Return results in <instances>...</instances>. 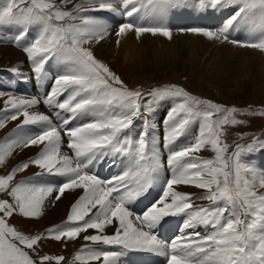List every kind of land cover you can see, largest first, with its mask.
<instances>
[{"label":"snow or ice","instance_id":"snow-or-ice-1","mask_svg":"<svg viewBox=\"0 0 264 264\" xmlns=\"http://www.w3.org/2000/svg\"><path fill=\"white\" fill-rule=\"evenodd\" d=\"M62 4H73V0H62ZM190 7L228 15L216 30L195 27L181 31L264 52V38L238 41L230 37L236 27L254 19L264 24V0H80L71 10H62L55 0H9L0 9V44L22 47L31 66L30 75L19 67L9 69L13 82L34 81L40 88L51 81L42 100L10 95L0 110V129L9 121H20L14 132L0 141V167L14 151L43 145L35 158L0 175V193L11 198V202L0 199V264H46L52 259L62 264L63 256H39L41 242L71 241L89 229L99 234L85 235V241L153 253L165 258L166 264H264V193L259 191L264 189V169L247 159L264 151V141L256 138L247 145L237 144L229 154V145L222 139L226 126L245 123L237 119V108L197 98L175 84L147 92L131 89L91 48L111 35L105 18L91 13L108 12L124 18L115 32L119 44V38L129 32L137 38L149 33L171 39L172 29L162 23L164 17L169 11ZM146 18L155 23H141ZM6 29L13 30L10 40L3 34ZM34 29L37 34L31 36ZM3 95L0 92V97ZM166 101H172L173 106L162 121L165 131L161 140L153 117ZM40 103L56 110L59 124L32 110ZM259 115L264 116V110ZM77 118L88 122L70 127ZM135 121L140 122L139 128ZM194 124L198 134L193 142L179 145ZM65 138L72 156L61 152ZM205 147L214 158L194 155ZM162 148L167 150L166 165L171 171L167 179ZM105 162L120 164L124 170L105 181L90 170ZM30 166L39 171L13 183L17 173ZM49 177L65 179L53 184ZM177 185L194 186L204 194L174 190ZM156 186H162L158 199L142 214L134 215L130 206ZM75 189H83L84 194L71 207L66 223L53 226L46 234L27 235L9 223L14 215L38 219L54 192V200H60L66 191ZM201 199L210 204L194 207L193 201ZM180 215L185 217V231L171 241L161 239L156 234L158 227L163 228L166 218ZM114 219L118 221L114 233L103 234ZM124 254L85 246L74 264H120Z\"/></svg>","mask_w":264,"mask_h":264},{"label":"bare ground","instance_id":"bare-ground-1","mask_svg":"<svg viewBox=\"0 0 264 264\" xmlns=\"http://www.w3.org/2000/svg\"><path fill=\"white\" fill-rule=\"evenodd\" d=\"M171 12L169 11V13L166 14V16L164 17L162 21V23L165 26L171 29L172 28L187 29V28H184L186 22H191L196 27L205 26V29H207L206 27L207 25L202 23V21H204L205 19L200 18V16L206 15L212 18L214 17L211 12L206 13L203 9H200L199 7H190L184 10H177V14L175 15H172ZM101 17L105 18V21L110 24L111 35L107 36L105 40L101 41L99 44L94 43L93 45H91V48H92V51L95 57L98 60L104 62L107 66L110 65L112 67H115V66L121 67L119 69L120 73H121V70H126L127 68L128 70L129 69H131L132 71L134 70L135 72L133 71V76L135 78L136 83H138L137 81H139V83L142 82L140 79L141 77L139 78L136 74H140L141 72L144 73V71L149 72V70L146 67H151V69L156 68L155 69L156 71H160L161 69H164V68L172 69L173 65L176 64V63L173 64V60L177 61L181 59L180 57L179 59L175 58V57L180 56L181 50H185L186 52H188L190 49V52H193V53L195 52L196 54H199V56H201L202 58L204 56V55L202 56V54L206 55L205 58H203L202 63L206 69L204 70V72L208 73L206 78L208 77L209 80H212L214 82H219V84L224 85V86L231 84L232 86L235 87L234 92H237V91L244 92L245 87L250 86V83H249L250 81L258 82V84L261 83V85L264 88V81H263L264 80V70L261 69L263 68V65H264V52L258 49L239 47L231 43H220L219 41L209 40L208 38L202 35L194 34L192 32L191 33L172 32L171 39H168L167 37H164L161 35L153 36L149 33H146L143 36L137 38L134 32H129L124 37L119 38L120 42L119 44H117L118 38L116 37L115 32L118 30V23L121 22L124 18L121 17L119 14H112L108 12H106V15L101 16ZM141 23L148 25V24L155 23V21H152L151 18H146L145 20L141 21ZM235 30H239L243 34L248 35L247 36L248 39L243 40V41H248L253 38H257V39L264 38V24H262L258 18L254 19L248 25L236 27ZM6 31H11V29H6ZM233 33L234 31H232L230 35H233ZM235 37H238V36H235ZM169 42H171L172 44L173 43L177 44L176 48H173V46L171 45L172 47L159 50L160 44L161 45L163 44L165 48V46ZM0 55H4L6 59L8 60L10 59V61L11 60L14 61L15 62L14 67H19L20 70H26V71L28 70L25 64L24 56L17 49L9 45L0 46ZM184 64L186 63L182 62L181 66H183ZM160 77H163V76L159 74H153L152 77L145 78L142 84L146 85V79L147 80H158ZM11 79L14 80V78H11ZM50 85H51V81H49L48 84L42 87L44 91L39 95H35V97H39L43 99L45 94L48 92ZM17 96H20V95H17ZM30 97H33V95H30ZM221 97L223 98V96ZM63 98L61 97V99ZM42 105L46 106L44 104ZM32 110L47 114L46 112H44V110L40 108L39 105H37L36 108ZM168 110H169V105L167 103H164L163 105L159 107V110L156 112L155 116L153 117L155 124L157 125V133L160 136L161 140L163 138L164 131H165V125L162 123V121L164 120V117L166 116ZM47 115H49L55 122L57 121L56 122L57 124H59V120L57 119L56 116H54L53 110H51L50 114H47ZM86 122H88V120H85V119L79 120L77 122L78 123L77 125L86 123ZM8 123L11 124V127H14L18 125L20 121H9ZM135 124L137 125V128H139L140 122L137 121ZM14 130L8 131V129H6L5 131L1 132L2 134H0V141H4L5 138L9 137L10 134L14 132ZM189 133H191L192 136H196L198 134V129L195 130L191 128ZM184 140H185V137L181 138V140L178 141V144L182 146ZM189 141H187V143H189ZM65 142L66 141L64 140V143ZM42 148H43V145H41L40 147L33 146V147L24 148V149H18L14 151L13 155L9 157L7 161L13 160L15 163L21 164L22 162L27 161L30 158H35L36 156L34 155H37L38 152ZM161 151L164 153V156L167 155L166 149L162 148ZM61 152L66 153L69 156H71L70 155L71 152L69 153V149L64 145H62L61 147ZM202 159H206V158H202ZM108 165H109L108 162L101 163V164H98L95 168H91L90 170L94 174H96L99 178L104 179L105 177L109 176V173H108L109 166ZM30 167L35 168L36 166H30ZM258 167L259 169H264V156L259 157ZM118 169L120 173L124 170L122 165H120ZM38 171L39 169L35 168L33 171L28 173L29 174V176L27 175L28 178L33 177L34 174H36ZM28 178H26V180ZM51 179L52 178H50L49 180ZM174 190L182 191L185 193H191L193 194V196L203 195L202 193H198L200 192L201 189L196 188L194 186L177 185V186H174ZM83 194H84L83 189L68 190L60 198V200H54L55 195H57V193L54 192L53 196L50 197L45 202L44 210H48L46 214L44 211L43 215L39 217L38 219H33V218H30V219L32 221L42 220L48 223L49 225L52 223L58 222L61 219H65V222H66L67 217L70 214L71 207L77 202V200ZM194 201L200 202V200H194ZM142 205H144L142 201L141 202L137 201L136 203L132 204L131 209L141 212ZM95 211L96 209H93L92 213H94ZM92 213H89V216H91ZM60 215H62V217H60ZM87 218L88 217H86V219ZM134 223L136 222L134 221ZM117 224H118V221L114 219L112 225L106 226L103 234H107V235L113 234L115 231V226ZM172 225L170 226V228H172ZM166 228H169V226H167ZM84 234L85 235H95L99 233H98V230L89 229ZM87 242H88L89 247L93 245L91 241H87ZM104 247L108 248V251L120 250L118 246H115V245H112V246L104 245ZM102 250L106 251L104 248ZM120 251L125 252V254L120 258V264H129V261L139 262L140 259H143L146 255H148L147 252H142L141 254H139V252L137 251L135 252L134 255L132 254L129 255L126 253L127 251L123 249ZM161 259L163 260V257ZM96 264H102V261Z\"/></svg>","mask_w":264,"mask_h":264},{"label":"rangeland","instance_id":"rangeland-1","mask_svg":"<svg viewBox=\"0 0 264 264\" xmlns=\"http://www.w3.org/2000/svg\"><path fill=\"white\" fill-rule=\"evenodd\" d=\"M55 3L59 6H61L62 10H71L73 7V4L75 2L73 0V4L63 5L62 0H55ZM173 44L171 42H169V43H167L165 48H164L163 44L162 45L160 44L159 50L167 49V48L172 47V46H173V48H176L177 44H174V45ZM202 56H203V58H205L206 55L202 54ZM179 57L182 60L181 59L177 60V61L173 60V64L174 63H176V64L173 65L172 69H170V68L165 69L164 68V69H161L160 71H156L155 70L156 68L151 69V67H146L149 70V72L144 71V73L141 72L140 74H136L139 78L141 77L140 79L142 82H144L145 78L152 77L153 74H159V75L163 76V77H160L158 80H147L146 79V85L142 84V82L139 83V81H137L138 83L135 82V78L133 76L134 70L132 71L131 69L128 70V68L127 69L125 68L126 70H121V73H120L119 69L121 67H118V66L112 67L110 65H108V67L110 68L111 71H113L116 75H118L121 78V80H123L124 83L131 89H141V90L147 92L148 90H151L153 88L175 84V85H178L180 87H183L191 95H194L197 98L205 99V100L208 98L215 99L219 103H223L224 105L221 104L223 106H225V105L226 106L234 105L231 107H237L238 106L237 109L239 110V112L237 114V119L243 120V121H245V123L241 124V125H236V126H226L225 135L222 137V139L224 140V142H226L229 145V149H228L229 154L235 149L236 143L237 142L239 143V139L242 140L241 136L243 138H251L253 135H255L257 133L264 135V116L259 115V112L264 110V88L261 85V83L258 84V82H255V81L251 82L250 81L249 82L250 86L249 87L246 86L244 89V92H242V91L234 92L235 87L232 86L231 84L224 86V85L219 84V82H214L212 80H209L208 77L206 78L208 73L204 72V70H206V69L202 63L203 58L201 56H199V54H196L195 52L194 53L190 52V49L188 52H186L185 50H181L180 56L175 57V58L179 59ZM182 62L186 63V64H184L185 67H184V65L181 66ZM14 64H15L14 61H12V60L10 61V59L9 60L6 59L4 55H0V69H8L11 65L14 66ZM261 69L264 70V65H263V68H261ZM12 95H14V94H12ZM221 96H223V98ZM33 97H35V96H33ZM6 99L0 101V107L3 106V103ZM40 99L42 100V98H40ZM169 103H171L173 105L172 101H170ZM42 104L43 103H40L38 105L47 114H50V111L54 110V109H50L49 107L43 106ZM259 106H262V108ZM231 107H229V108H231ZM257 107H259V108H257ZM2 108H4V107H2ZM249 113H256V114H249ZM53 122L56 123L54 120H53ZM196 126H197V128L195 130L198 129L197 124H196ZM6 129H9V131H12V130H10L11 129L10 123H8L1 130V132L5 131ZM1 132H0V134H2ZM62 135H63V133H62ZM193 137L195 138L196 136H193ZM65 141L66 142L64 143V146L67 145V139L66 138H65ZM189 142H193V141H189ZM201 152L202 153L204 152L205 155L209 154V155H207L209 158H214L215 154L210 150L209 147H205L200 152L195 153L198 157L207 159L208 157L205 155H203V156L198 155V153H201ZM69 153L71 156L73 155V153L70 149H69ZM34 156H36V155H34ZM18 165L19 164L15 163L13 160L6 161V165L3 167H0V175L9 174L12 171V169ZM165 167H167L166 156H165ZM35 168H37V167H35ZM35 168L30 167L29 169L25 170L24 172L17 173L13 183H17V182L22 181L24 179V177L26 175L29 176L28 173L33 171ZM119 174H120V172H119ZM28 176L25 178H28ZM50 178H52V179L49 180ZM105 178H107V177H105ZM105 178L103 180H105ZM49 179H48V182L55 184L56 182H59L65 178L64 177H49ZM53 181H55V182H53ZM160 187L161 186H156L154 189H152L149 192L148 195L139 199L138 202L142 201V203L146 206L154 203L156 193L158 191H161ZM201 190L198 193L204 194V190L203 191H201ZM259 191L261 193H264V189H259ZM3 198L9 199L11 202L10 197H7L6 194L0 193V199H3ZM205 201L210 204L209 201H207V200H205ZM136 202H134V203H136ZM195 203H197V206L198 205L202 206V204L206 206L205 202L202 201V199L200 200V202L195 201ZM44 211L46 214V212L48 210H44ZM132 211L135 215H139V214L143 213V210H141V212H138L135 210H132ZM60 217H62V215H60ZM184 219L185 218H183L182 215H180L179 217L178 216L173 217L172 220L167 223V226H169V228H166V230H167L166 236L163 235L161 233V231H159V230H156V234L161 239H164V240L166 239L167 241H171L174 237H176L175 232L178 229H182V231H185L182 228ZM64 222H65V219H61L60 221L52 223L49 225L48 223H46L42 220L32 221L30 218H22L19 215H14L12 218L9 219V223L12 226H15L18 230L22 231L24 234H27V235L46 234L48 229H50L56 225H63ZM171 225H172V228H170ZM84 233L85 232H82L78 238L71 240V241H66L65 239H62L60 241H56L54 239H44L40 244L39 256L47 255V256H51L53 258L63 256L64 260H63L62 264H74L75 256L81 252V249H83V247H81V246H85L86 245L85 243L87 242L83 239V237L85 236ZM89 248H93V249H98V248L103 249L104 248L106 251H108V248L104 247V245H102V244H93ZM118 248L120 250H122L119 246H118ZM120 250H118V251H120ZM135 252H137V251H127L126 253L129 255H131V254L134 255ZM33 255L35 258V254H33ZM164 259L165 258H163V260L161 261V264H165L166 260H164ZM98 262H101V261H90L89 264H96ZM46 264H56V260L52 259L50 261H47ZM75 264H79V262H75Z\"/></svg>","mask_w":264,"mask_h":264}]
</instances>
